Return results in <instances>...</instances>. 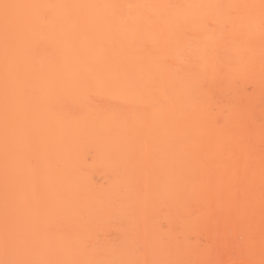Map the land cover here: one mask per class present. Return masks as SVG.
I'll return each instance as SVG.
<instances>
[{
    "label": "bare ground",
    "instance_id": "1",
    "mask_svg": "<svg viewBox=\"0 0 264 264\" xmlns=\"http://www.w3.org/2000/svg\"><path fill=\"white\" fill-rule=\"evenodd\" d=\"M0 264H264V0H0Z\"/></svg>",
    "mask_w": 264,
    "mask_h": 264
}]
</instances>
